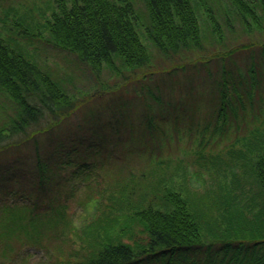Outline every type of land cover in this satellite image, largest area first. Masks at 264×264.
<instances>
[{
    "label": "trees",
    "instance_id": "16d2710c",
    "mask_svg": "<svg viewBox=\"0 0 264 264\" xmlns=\"http://www.w3.org/2000/svg\"><path fill=\"white\" fill-rule=\"evenodd\" d=\"M139 1L141 6L137 0H52L42 18L48 42L95 74L105 68L120 73V67L139 72L149 69L155 56L169 60L201 48L205 32L221 38L223 30L235 27L247 39L229 52L243 53L250 72L252 56L264 60V0ZM237 64L227 59L219 66L231 77V67ZM249 92L245 90V95ZM0 95L7 99L0 103V157L15 160L21 150L34 154L36 184L30 175L19 186L29 200L33 190L46 193L44 173L55 175L40 150L70 147L65 143L69 139H56L53 130L74 111L75 102L45 63L22 46H12L1 33ZM253 129L258 130L251 128L237 140L235 157L243 166L240 174L231 169L229 182L198 192L159 176L135 185L134 176L128 179L133 184L129 192L109 195L96 215L69 227L72 231L55 229L65 221L63 208L55 207L51 217L39 218L37 243L41 245L49 231L52 237L70 233L69 241H76L78 249L56 256L55 264H139L166 250L172 254L181 250L189 264H200L199 253L204 254L203 264H264V132L252 133ZM69 142L80 144L81 138L74 136ZM71 149L78 151L77 146ZM20 217L14 204L0 207V240L21 227ZM133 225L142 229L140 240L134 238ZM7 246L0 251V264H6Z\"/></svg>",
    "mask_w": 264,
    "mask_h": 264
},
{
    "label": "rangeland",
    "instance_id": "374dc122",
    "mask_svg": "<svg viewBox=\"0 0 264 264\" xmlns=\"http://www.w3.org/2000/svg\"><path fill=\"white\" fill-rule=\"evenodd\" d=\"M51 2L0 0L1 35L45 63L65 84L76 106L53 130L56 139L68 138L65 143L70 147L49 150L54 153L50 159L46 149L40 150L55 173L54 177L49 171L43 174L46 193L33 190L34 198L28 200L19 188L20 180L28 182L30 175L34 185L37 181L31 150H21L15 160L0 157V207L14 204L22 217L21 227L0 240V251L8 245L3 256L6 264H55L56 256L78 249L76 241H69L70 233L52 237L49 231L38 244L39 218L51 217L55 207L63 208L65 221L55 229L76 228L96 215L102 203L109 202V195L129 192L133 184L128 179L134 176L135 185L159 176L198 192L229 182L231 169L240 174L243 166L235 157L237 140L251 128H258L252 133L264 132V60L252 56L250 72L243 53L229 52L247 39L238 28L223 30L221 38L205 32L201 48L169 60L155 56L144 71L120 67V73L105 68L95 74L48 42L42 18ZM137 4L141 6L139 0ZM227 59L238 63L232 65L231 77L219 66ZM6 102L1 96L0 103ZM74 136L81 138L80 144L69 142ZM74 146L77 152L70 150ZM133 226L134 238L140 240L142 229ZM198 261L203 264L204 254L199 253ZM189 263L181 250L173 254L166 250L139 264Z\"/></svg>",
    "mask_w": 264,
    "mask_h": 264
}]
</instances>
